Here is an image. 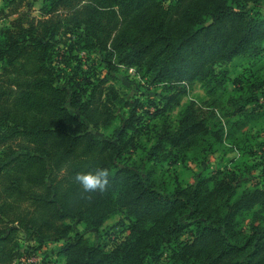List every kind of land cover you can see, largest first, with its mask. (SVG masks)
I'll return each mask as SVG.
<instances>
[{"label": "trees", "instance_id": "obj_1", "mask_svg": "<svg viewBox=\"0 0 264 264\" xmlns=\"http://www.w3.org/2000/svg\"><path fill=\"white\" fill-rule=\"evenodd\" d=\"M2 1L0 264H30L51 239L64 264H264V143L246 131L262 115L264 0ZM81 53L169 94L145 110L73 66ZM197 82L209 100L182 107ZM230 152L240 161L186 185L172 170ZM98 170L107 186L85 192L77 173ZM115 216L123 235L102 244Z\"/></svg>", "mask_w": 264, "mask_h": 264}, {"label": "rangeland", "instance_id": "obj_2", "mask_svg": "<svg viewBox=\"0 0 264 264\" xmlns=\"http://www.w3.org/2000/svg\"><path fill=\"white\" fill-rule=\"evenodd\" d=\"M2 2L3 1L1 0V6ZM41 6L42 2H37L35 4L32 11L34 16L39 17V10ZM260 10L264 12V4L260 6ZM2 23L3 21L0 20V26ZM64 39L65 38H63V40ZM66 47L67 45H65V43L60 44L59 52L64 53L66 51ZM79 59L81 60L80 62H77V60L72 61L73 66L80 67V65H82L81 68H83L84 70L90 69L92 71H95V73H97L101 78H105L108 76V84L114 85V87L117 88L122 97L130 100L131 102H134L135 100H141L146 105L145 110L149 109L152 113L156 112V108L152 103H159L162 100L163 96L169 94L163 86L153 85L150 83V81L143 79L142 76L134 68L120 66L118 71L109 73L106 65L101 63V57L98 54L81 53L79 54ZM248 68L249 65L246 63L238 65L236 68L232 67L231 81L229 82L230 90L233 89L237 83L242 80L245 81L250 76ZM206 100H209V97L206 94L203 86L197 82L194 85L188 87L186 95H184L181 99V106L183 107L185 104H189L191 102L202 105ZM258 104L261 105L258 109L259 112L262 113V115L255 120L250 121L248 123L246 131L258 142L264 143V88L259 92ZM160 106L163 107L162 104ZM181 106L179 107L178 105H176L169 113H167L171 119H174L178 116V112L180 111ZM127 113L128 109H119L120 115L126 116ZM140 114H144L143 110L140 111ZM253 147L257 149L259 153H261V149H264V144L262 146L253 144ZM259 147L263 148L259 149ZM263 151L264 150H262V152ZM219 156V153L213 155L211 157V162L207 163L204 166L190 164L186 167H183V165L181 164H175L172 167V170L173 172L178 173L179 180L183 185H186L187 183H191L201 176H209L219 169L231 167V159L233 158L237 157L238 161H240V158L238 157L239 154L237 152H230L227 156L222 158H219ZM121 223V216H115L114 218L109 219L102 229L100 242L108 246L113 245L114 237H120L121 235H123V226ZM76 227L79 231L84 232L89 239H96L94 232L85 231L84 227L79 224H76ZM23 241L25 242V240ZM24 244L25 246L28 245L27 243ZM32 244L36 245L34 242ZM63 244V240L57 241L51 239L47 241L40 249V251H38V253L35 256L31 257L27 262L30 264H64L62 257L59 255V251Z\"/></svg>", "mask_w": 264, "mask_h": 264}, {"label": "clouds", "instance_id": "obj_3", "mask_svg": "<svg viewBox=\"0 0 264 264\" xmlns=\"http://www.w3.org/2000/svg\"><path fill=\"white\" fill-rule=\"evenodd\" d=\"M75 180L85 192L103 191L108 184V173L106 170H98L95 173H77Z\"/></svg>", "mask_w": 264, "mask_h": 264}, {"label": "crops", "instance_id": "obj_4", "mask_svg": "<svg viewBox=\"0 0 264 264\" xmlns=\"http://www.w3.org/2000/svg\"><path fill=\"white\" fill-rule=\"evenodd\" d=\"M0 6H1V0H0Z\"/></svg>", "mask_w": 264, "mask_h": 264}]
</instances>
